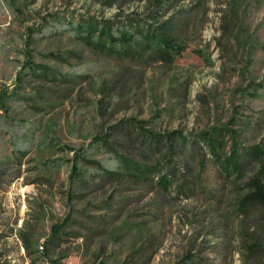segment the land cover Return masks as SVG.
I'll return each mask as SVG.
<instances>
[{
  "label": "rangeland",
  "instance_id": "1",
  "mask_svg": "<svg viewBox=\"0 0 264 264\" xmlns=\"http://www.w3.org/2000/svg\"><path fill=\"white\" fill-rule=\"evenodd\" d=\"M197 1L0 0V264H264V0Z\"/></svg>",
  "mask_w": 264,
  "mask_h": 264
},
{
  "label": "trees",
  "instance_id": "2",
  "mask_svg": "<svg viewBox=\"0 0 264 264\" xmlns=\"http://www.w3.org/2000/svg\"><path fill=\"white\" fill-rule=\"evenodd\" d=\"M159 3H161V2L155 1L154 4L152 5L153 13H156L157 10H160L162 8V6H160ZM188 13H189L188 10H185V11L180 10L176 15L169 16L165 21H163L159 25L158 31L154 30V31H152V33L148 32V30L145 31L144 35L150 33V37H151L150 40L156 44V48L160 51V56L162 58L169 57V55H171V54L174 55L175 53H176L175 55H179V53L183 50V48L181 46L173 45V42L175 41V38L173 35L175 32V27L178 26V24L180 25L185 21L186 16H188ZM174 20H176V21L174 22ZM135 26L137 27V25H135ZM92 27H93V25L89 24L87 26V29L85 30L86 38L84 39V41H86L88 43H90V42H89V38H88L89 36L87 35V33H89L91 31ZM139 35H142V32H140ZM105 38L108 42H110L109 47H111V45L115 42L114 38L109 34H105ZM131 39H132V36L128 35L126 33L125 34L123 33V36L118 38V40H120L121 43L123 44V49H126L128 47V44L131 41ZM93 44L95 45V47L101 45V46H99V48L103 49V44H101V42L99 40L95 41ZM107 51H109V48L107 49ZM25 68H27V67H25ZM37 68H39V66H37ZM33 73L34 72L29 73V74L33 75ZM11 93H12V91L9 92V91H6L4 89L0 90V103L4 99H8L11 96ZM178 138H180V137H178ZM182 139L183 138H180V140H182ZM203 140L205 141V144H206L207 149H208V153L211 155L213 161H215L216 164H219L218 167H219L220 171H222L224 174H227V175H229L230 172H236L237 174L240 173L242 160H243V158L241 157V154H237V153H235V150H232L227 156H225L224 158L221 159V158H219V155L216 152V151H218V149L220 147V142L215 140L214 138H212V135H208V136L204 137ZM263 154H264V151L260 150L258 146L250 147L249 149H247L244 152L245 157H258V158H260L261 157L260 155H263ZM143 170L147 172V170H145L144 168L142 170L138 169L137 172L142 173V172H144ZM257 174H259V176H262V174H264V163L259 165V167L257 169ZM111 175H115V174H111ZM259 176H256L254 178H250L248 180V182H249L248 185L250 186V188L252 190L249 193H247L245 196H243V198L241 199V204L242 203L248 204L249 201H251V200L258 201L263 207V224H264V189H263L262 184L259 181ZM162 179H163V177H162ZM66 220H67V218L65 219V221ZM64 223L61 225H56V226H54V228L51 229V233H50L51 237L58 235V232L60 231L61 226L64 225Z\"/></svg>",
  "mask_w": 264,
  "mask_h": 264
}]
</instances>
